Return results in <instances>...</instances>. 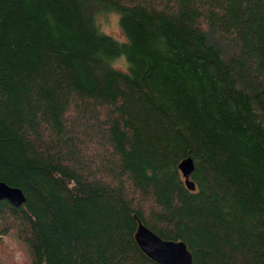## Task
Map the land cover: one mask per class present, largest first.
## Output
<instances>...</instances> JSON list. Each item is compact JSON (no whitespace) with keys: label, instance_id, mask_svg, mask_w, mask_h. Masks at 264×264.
I'll return each instance as SVG.
<instances>
[{"label":"trees","instance_id":"16d2710c","mask_svg":"<svg viewBox=\"0 0 264 264\" xmlns=\"http://www.w3.org/2000/svg\"><path fill=\"white\" fill-rule=\"evenodd\" d=\"M0 183L28 264H154L136 220L192 264H264V0H0Z\"/></svg>","mask_w":264,"mask_h":264},{"label":"water","instance_id":"95a60500","mask_svg":"<svg viewBox=\"0 0 264 264\" xmlns=\"http://www.w3.org/2000/svg\"><path fill=\"white\" fill-rule=\"evenodd\" d=\"M177 169L185 188L192 191L194 186L189 180L193 170L191 159H182ZM0 201H6L17 208L24 203V197L20 190L0 183ZM133 241L138 250L154 264H192L191 255L183 242L162 240L137 220Z\"/></svg>","mask_w":264,"mask_h":264},{"label":"clouds","instance_id":"9594fccd","mask_svg":"<svg viewBox=\"0 0 264 264\" xmlns=\"http://www.w3.org/2000/svg\"><path fill=\"white\" fill-rule=\"evenodd\" d=\"M121 21V13L110 10L95 14L93 17V27L97 30L98 36L111 39L118 47H130L132 42L127 36ZM110 67L114 71L130 75L133 66L128 60L127 55L121 52L119 56L113 58Z\"/></svg>","mask_w":264,"mask_h":264},{"label":"rangeland","instance_id":"374dc122","mask_svg":"<svg viewBox=\"0 0 264 264\" xmlns=\"http://www.w3.org/2000/svg\"><path fill=\"white\" fill-rule=\"evenodd\" d=\"M0 263L1 264H28L25 248L9 233L0 237Z\"/></svg>","mask_w":264,"mask_h":264}]
</instances>
